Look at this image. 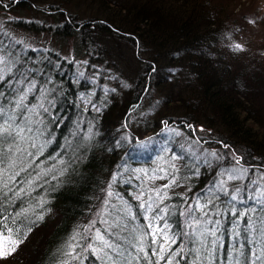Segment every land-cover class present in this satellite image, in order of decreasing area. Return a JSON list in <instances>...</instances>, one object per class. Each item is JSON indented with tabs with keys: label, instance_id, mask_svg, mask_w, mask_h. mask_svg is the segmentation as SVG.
Listing matches in <instances>:
<instances>
[{
	"label": "trees",
	"instance_id": "16d2710c",
	"mask_svg": "<svg viewBox=\"0 0 264 264\" xmlns=\"http://www.w3.org/2000/svg\"><path fill=\"white\" fill-rule=\"evenodd\" d=\"M27 1L17 0L14 8L27 7ZM121 1L109 0L106 7L117 10L121 21L133 18L135 32L125 33L96 17L82 20L83 27L80 22L61 28L23 26L26 31L47 30L60 38L79 33L78 40L90 48L74 49L76 54V49L88 52L86 63L71 59L72 53L65 57L52 49L22 45L19 50L0 31V46L10 45L8 55L0 48L4 59L0 67V264L18 255L57 212L59 221L31 264H264V133L256 138L247 127V122L257 119L253 96L264 78L258 71L263 58L250 57L244 62L247 66L236 65L231 56L242 54L218 46L223 45L227 30L215 20L206 21L200 31L199 26L175 22L176 16L163 7ZM43 12L51 18L66 15L57 9ZM144 42L148 46L141 57L135 45ZM107 52L127 58L132 73L138 69L132 92L119 64L117 72L95 64L104 63ZM13 54L18 58L14 63ZM160 67L166 76L162 85L175 80L186 89L194 82L199 89H187L193 92L187 96L192 105L209 108L234 136L220 134L208 142L216 148L211 157L200 156L196 144L185 147L174 140L172 147H166L180 162L175 174L184 175L190 189L185 195H165L159 225L163 234L153 244L155 225L149 221V228L139 210L144 207L138 208L139 200L132 195L140 169L155 166L160 154H148L136 145L142 156L132 157L130 146L145 136H160L164 119L172 128L183 125V134L195 143L197 135L190 134L199 127L197 118L189 114L182 119L170 114L151 122L144 115H156L160 102L149 98L148 79L153 80ZM1 93L8 97L6 101ZM203 126L207 131L212 128ZM231 154L237 170L230 168L229 161H219ZM221 174L224 181H219ZM114 200L124 210L115 207ZM200 203L204 204L201 211ZM98 234L103 240L97 239ZM166 237L176 243L159 252ZM105 242L118 243V252L104 247Z\"/></svg>",
	"mask_w": 264,
	"mask_h": 264
},
{
	"label": "rangeland",
	"instance_id": "374dc122",
	"mask_svg": "<svg viewBox=\"0 0 264 264\" xmlns=\"http://www.w3.org/2000/svg\"><path fill=\"white\" fill-rule=\"evenodd\" d=\"M108 1L109 0H28L27 4L29 5L27 7L15 9L14 7L19 5V3L17 5V0H0V31L5 33V35L12 40V43L18 44L19 50L22 45L27 47H41L45 50L52 49L59 52L62 56L64 54L65 57L66 54L72 53L71 59L86 63L88 59L86 53L88 52L85 51L82 53L81 49H76L78 53L76 54L74 49L75 46H82L84 50L90 48V45H87L86 48V45L84 46L81 40H78L80 39L79 33H75L74 35L67 33L66 35H63L62 38H60L59 36H52V34L48 33L47 30L32 32L26 31L23 26H45V24H51V26L53 27L59 26V28H61L65 24L67 26H72L75 23L78 24L80 22V26L83 27L86 22L82 20H89L90 18L96 17L98 21L109 23L110 26H115L125 33H128L130 31L135 32L136 26H132L130 22V20H132L133 18L122 17V21L119 20V12L117 10H112L111 8L108 9L106 7V2ZM121 2H125V4L136 3L137 6L145 5L146 7L151 6V8L155 6L156 9L159 7H163L169 10L171 14H174L176 16V18H174L175 22L177 21V23H180V21H184L187 22L190 26H199L200 31L202 30L201 26H206L205 22L210 21L209 19L219 22L218 24L220 26H226L227 31L226 38L222 43L223 45L218 46H226L229 52L242 54L236 56L238 58H234L233 55L231 56L233 58L232 61L236 65H238L239 63L247 66V64L245 63H248L250 57L254 59L262 57L263 59L260 68L261 70L259 69L258 71L259 74L262 73L263 75L264 0H160V2H157L156 0H122ZM9 5L11 6L9 7ZM54 9L64 12L66 14L65 16H63L64 18H61L60 16H57L55 18H51L50 16L47 17V15H45V13L43 12V10L53 11ZM208 15H210V17H208ZM169 19L170 20L165 19V22L167 24L172 21L171 18ZM158 24L160 25V23ZM162 24H164V22ZM161 26H165V24ZM136 45L135 51L138 52L139 56L145 57L144 49L147 48L148 44L144 42L139 44V47L137 43ZM237 45H239L240 47L237 48ZM4 46H6V48ZM4 46L2 45L0 46V48L6 50V54L8 55L7 52H9L10 45L5 44ZM169 46L170 44H166L164 48L169 50ZM136 47H138V49ZM161 48L162 50H165L163 47ZM19 50L12 52L18 55L20 52ZM12 52L10 50V53ZM15 54H13V56H10V58L12 59V61L13 59H15L16 62L18 58L15 57ZM166 56H169V59L173 58L170 53L166 54ZM228 58H230V55L226 57V60ZM105 60L106 61H104V63L95 62V64L101 68L103 66V70L113 72H117V69H120L119 67H117V65L119 64L127 75V77L124 76V78L128 79V87L132 92L133 80L137 76L138 69H136L135 73H132V64L129 62V60L124 57L121 58L120 55L115 56V53L113 52H107ZM2 64H4V59L0 52V67L2 66ZM256 64V62L253 63V65ZM160 68L161 69L159 70L158 75H156L153 80L152 76L150 77V79H148L150 81L149 86L150 84H152L150 91L147 92L149 94V98L152 96L153 101L157 99V101L160 102L158 103V107L156 108V115H153L150 112L144 115L148 116L150 122L156 117L158 119L159 117L163 119L167 118L166 116L170 114L171 116L179 115L178 119H182L183 116L185 117L188 114L190 116H195L197 120L194 121L199 127L196 126L197 130H195V132L190 135H197V142L195 143L189 140L185 136V134H183V125H180L179 123L180 128H172L170 125H165L166 120L164 119L163 126L160 127L161 129L159 128V131H161L162 134L160 136H157V134H155L153 137H150V139L147 140V142L155 141L160 137H164L162 141H158L155 144L148 146L147 144H145L143 139H139L138 144L136 143L135 145H132V147L130 146L129 153L132 157L142 156L137 152L136 145H138L139 148H144L146 153L154 154L156 149H158L161 145H170L172 147L173 141H176V139H178V142H180L181 145H184L185 147H188L190 144H196L195 151L198 152L200 156L211 157L210 155L215 152L216 148L212 145H207L208 142L217 140V137H219L220 134H222L224 137L229 136L230 139L231 136L234 135H232L230 131L229 133H227L228 131L226 130V127L216 118L215 114L211 113L209 108L202 104L199 106L192 105V101L188 97H192L191 93L193 92L187 89L192 88L193 91L194 89L198 90L199 87L196 86L194 82H190L188 84L189 86L186 89L183 88L181 84L178 85L175 80L173 81V78L169 79L168 82L173 81L175 82V84L169 82L162 85V79H166V76L163 68ZM152 71L154 70L152 69ZM251 73L254 72L251 71ZM259 86V89H257V95L253 96L254 107L256 108L254 110V115L257 119H254L256 122H254V120L250 121L249 123L247 122L249 132L257 135L256 138H261L264 133V78L263 80L261 79ZM8 89L9 83L6 85V90ZM166 95L170 97H165ZM1 97L4 98L3 93H1ZM7 98L8 97H5L4 100L6 101ZM167 98H169L168 101ZM13 102L14 98H11L9 100V103L12 104ZM144 108L148 109V107ZM244 116H246V114ZM199 124L212 127V130L210 129L209 131H207L203 125ZM186 135L189 136V134ZM236 140H238L239 142L242 141L238 138H236ZM199 145H201L202 148L199 147ZM157 153L160 154V156L157 157L160 160L156 162L155 166L144 167L140 169L138 173V176L140 177H136L138 179V186L136 191H134V194L132 195L133 198L139 200L137 203L138 208L141 204L145 205L143 209L139 210L143 215H145L143 217L144 219L147 215H150L149 217L147 216L148 219H145V221L147 223L151 222L152 225H155L154 228H152V231L154 233L158 232V234L156 235V239H158L159 236L163 234L162 229H160L159 225H162L163 222V220H161L162 216L160 215V206H165V204L162 203L164 202L165 195H171L173 193H181L182 195H185L186 192L190 189L189 183L184 181L185 176L181 175L180 178V176L178 174H175L174 172V170L179 169L180 162L178 161V158L173 154V152L169 149H166V152L162 151L161 149L157 151L156 154ZM220 158V162L227 163L229 161L230 168L232 170L238 169L232 163L235 159L232 154L227 157L221 156ZM233 178L234 177H232V179ZM225 179L226 177L224 174H221L219 176V181H224ZM219 184L220 183L216 182L215 186L218 187ZM166 185L167 187H165ZM214 201H217V199H214L212 202ZM113 202L115 207L124 210V208L122 207L123 205L117 204L115 200ZM149 204L152 206L151 210H149V208L147 207V205ZM202 205L204 204L200 203V207H198V210L201 211V207L203 208ZM157 208H159V211L155 215L154 213H156ZM104 209V206L101 204L99 210V213L101 215H103ZM57 214H51V220L47 223V225L39 228L27 240L26 244L20 249L21 251L18 253V255L13 257V259L5 261V263L1 264H31L32 261L35 260L37 255L41 252L44 239H46V237L51 233L55 224H57V222L59 221L60 215ZM168 240L169 238L166 237L164 240H162V243H166ZM88 245L84 247L85 250L88 249ZM29 250H34V252L36 251V253L33 254L34 252L31 253Z\"/></svg>",
	"mask_w": 264,
	"mask_h": 264
},
{
	"label": "snow or ice",
	"instance_id": "6c2138e0",
	"mask_svg": "<svg viewBox=\"0 0 264 264\" xmlns=\"http://www.w3.org/2000/svg\"><path fill=\"white\" fill-rule=\"evenodd\" d=\"M236 47L239 48L240 46L237 45ZM165 187H167V185H166ZM232 198H233V200L236 199L235 196H233ZM140 207H145V205H144V204H141ZM147 207L149 208V210H151V207H152V206L149 204V205H147ZM190 207H191V206H190ZM157 211H159V209H157ZM153 218H154V217H153ZM145 219H148V217L146 216ZM217 223H218V222H217ZM148 226H149V228H151V227H152L151 223H149ZM167 227H168V225H165V229H166ZM157 234H158V232H157V233H152V235H153L152 243H153V244H157V240H156V238H155ZM165 235H167L166 232H165ZM97 239H99V240H103V237H101V236L98 234ZM174 243H176V241H175L174 239H170V238H169V240H168L166 243L159 244V249H158L159 252H163V251L165 250L167 244H174ZM89 247H91V245H89ZM104 247L111 249V251H113V252H118V250H119V248H120V245H119L118 243H117V244H112V243H107V242H105V243H104ZM8 254H10V253H8V252H4V253H3V255H8ZM156 254H157V253H155V252L153 253V255H156ZM161 259H166V258L162 256Z\"/></svg>",
	"mask_w": 264,
	"mask_h": 264
}]
</instances>
